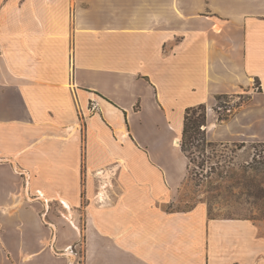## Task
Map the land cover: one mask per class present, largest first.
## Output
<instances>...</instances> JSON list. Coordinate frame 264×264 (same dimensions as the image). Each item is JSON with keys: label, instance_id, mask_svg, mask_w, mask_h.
<instances>
[{"label": "crops", "instance_id": "crops-1", "mask_svg": "<svg viewBox=\"0 0 264 264\" xmlns=\"http://www.w3.org/2000/svg\"><path fill=\"white\" fill-rule=\"evenodd\" d=\"M0 49V264H264V222L168 210L188 108L246 93L218 141L264 143V0H0Z\"/></svg>", "mask_w": 264, "mask_h": 264}, {"label": "rangeland", "instance_id": "rangeland-1", "mask_svg": "<svg viewBox=\"0 0 264 264\" xmlns=\"http://www.w3.org/2000/svg\"><path fill=\"white\" fill-rule=\"evenodd\" d=\"M246 100V93L227 96L219 99L214 108H205L207 127L215 125V129L207 130V138L217 145L200 146L193 150L191 172L194 176H190L189 170L188 181L182 187L178 201L168 206L169 211L188 210L200 202H206L212 216L247 217L264 222V147L258 146L259 142L227 144L218 141L217 136L224 122L234 116L237 108ZM226 116L227 119H224ZM201 172L204 178L195 176ZM86 204L87 200L84 202ZM82 246L81 243L71 248V253L76 255L72 264H85Z\"/></svg>", "mask_w": 264, "mask_h": 264}, {"label": "trees", "instance_id": "trees-1", "mask_svg": "<svg viewBox=\"0 0 264 264\" xmlns=\"http://www.w3.org/2000/svg\"><path fill=\"white\" fill-rule=\"evenodd\" d=\"M220 97L219 99H221ZM205 105H200L197 107H192L188 108L186 110L185 114V121H184V130H183V136H182V142H181V149L186 155V157L189 160V170H190V176L193 177L194 173L191 172L192 167L194 165V161L192 159V153L193 150L198 149L200 146L201 147H207V146H216L217 143H213L208 141L207 138V129H203L204 127H207L206 122H207V116L205 113ZM200 114L197 116L198 112ZM227 119V116L224 118ZM258 146L264 147V143H258ZM203 170V169H202ZM195 176H202L204 178L205 176L203 175V172H201L199 175L196 173ZM201 178V179H202ZM206 203V202H204ZM208 205V212H209V217L211 219H249L250 218H237V217H232V216H227L224 217L222 215H217V216H212L211 208ZM192 208H189L190 210Z\"/></svg>", "mask_w": 264, "mask_h": 264}, {"label": "built area", "instance_id": "built-area-1", "mask_svg": "<svg viewBox=\"0 0 264 264\" xmlns=\"http://www.w3.org/2000/svg\"><path fill=\"white\" fill-rule=\"evenodd\" d=\"M2 56V50L0 49V57Z\"/></svg>", "mask_w": 264, "mask_h": 264}]
</instances>
